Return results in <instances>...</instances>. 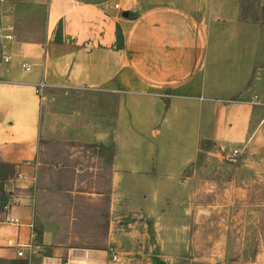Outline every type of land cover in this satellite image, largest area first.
Returning a JSON list of instances; mask_svg holds the SVG:
<instances>
[{
	"label": "crops",
	"instance_id": "0c3cea01",
	"mask_svg": "<svg viewBox=\"0 0 264 264\" xmlns=\"http://www.w3.org/2000/svg\"><path fill=\"white\" fill-rule=\"evenodd\" d=\"M239 2L0 5V29L11 35L0 73V162L14 170L3 185L12 199L0 211V260L159 264L156 252L188 249L169 235L191 234L193 216L207 211L195 204L194 176L184 174L203 141L252 171L255 185L264 175V23L240 21ZM59 90L88 100L50 110ZM168 187L179 192L170 202ZM249 200L257 228L264 209L256 194ZM18 245H30L25 257ZM249 247L252 256L237 264H264V241Z\"/></svg>",
	"mask_w": 264,
	"mask_h": 264
},
{
	"label": "rangeland",
	"instance_id": "374dc122",
	"mask_svg": "<svg viewBox=\"0 0 264 264\" xmlns=\"http://www.w3.org/2000/svg\"><path fill=\"white\" fill-rule=\"evenodd\" d=\"M87 100L80 91L59 90L53 93L49 109L72 110L80 107L78 101L83 103ZM54 125L56 122H52V126ZM211 150L213 148L200 151L196 161L184 171V174L194 176L197 186L195 204L206 205L207 211L203 216L198 213L193 216L188 226H191V234L187 232L169 235L176 245H182L179 238L184 239L182 243L188 244V249L172 247V250L162 249L156 252L164 258V263L159 264H237V261L243 262L254 253L248 245L264 241V223H257L259 226L255 227L256 219L250 212L255 208L254 202L249 200V193L256 194L261 199L256 204L264 209V175L258 176L252 187V171L230 164L227 159L215 156ZM167 193L169 202L175 194H179L174 187H168ZM173 207L171 214L179 211ZM260 207L257 209L260 210ZM176 215L175 221L173 220L175 223L187 224L188 217L183 214ZM168 217L164 216L162 219L165 221Z\"/></svg>",
	"mask_w": 264,
	"mask_h": 264
},
{
	"label": "trees",
	"instance_id": "16d2710c",
	"mask_svg": "<svg viewBox=\"0 0 264 264\" xmlns=\"http://www.w3.org/2000/svg\"><path fill=\"white\" fill-rule=\"evenodd\" d=\"M238 18L240 21H251L264 23V0H240ZM209 141L200 143V151L209 150L211 148ZM101 147H103L101 145ZM107 150L113 152L112 146H107ZM13 167L6 163L0 162V211L4 210L9 199V193L4 191V182L13 176ZM7 261L0 260V263Z\"/></svg>",
	"mask_w": 264,
	"mask_h": 264
},
{
	"label": "built area",
	"instance_id": "2783aa9c",
	"mask_svg": "<svg viewBox=\"0 0 264 264\" xmlns=\"http://www.w3.org/2000/svg\"><path fill=\"white\" fill-rule=\"evenodd\" d=\"M7 0H0V5H3L4 3H6ZM115 8H118V5H115ZM11 39V35H6L4 33H2L1 29H0V73L2 71H4L7 67V65L10 63L11 60V56L9 55V53L5 50V46L3 45V39ZM22 68H24L26 71L29 70V67L26 64H22ZM42 85H40V89H38V91H40L42 89ZM239 153V150H234L232 153V156H236ZM231 158V157H230ZM16 177L18 179H22L24 177V175L22 173H17ZM12 197L9 196V199L6 203V205L4 206L5 209H7L10 205V201H11ZM11 222H17V220L15 218H10ZM33 238H35V235L33 233H31L30 235V240H33ZM30 245H18V249L16 252V255L18 257H25V252H24V247H29ZM110 253H111V259L112 261H117L118 257L117 254L115 253L113 248L109 249Z\"/></svg>",
	"mask_w": 264,
	"mask_h": 264
},
{
	"label": "water",
	"instance_id": "95a60500",
	"mask_svg": "<svg viewBox=\"0 0 264 264\" xmlns=\"http://www.w3.org/2000/svg\"><path fill=\"white\" fill-rule=\"evenodd\" d=\"M126 14H127V13H126V12H124V15H125V16H126Z\"/></svg>",
	"mask_w": 264,
	"mask_h": 264
}]
</instances>
